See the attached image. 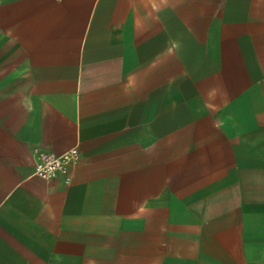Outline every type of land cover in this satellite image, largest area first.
Returning a JSON list of instances; mask_svg holds the SVG:
<instances>
[{"label": "crops", "instance_id": "0c3cea01", "mask_svg": "<svg viewBox=\"0 0 264 264\" xmlns=\"http://www.w3.org/2000/svg\"><path fill=\"white\" fill-rule=\"evenodd\" d=\"M0 264H264V0H0Z\"/></svg>", "mask_w": 264, "mask_h": 264}, {"label": "built area", "instance_id": "2783aa9c", "mask_svg": "<svg viewBox=\"0 0 264 264\" xmlns=\"http://www.w3.org/2000/svg\"><path fill=\"white\" fill-rule=\"evenodd\" d=\"M80 156L78 147H73L63 155H56L52 152L42 153L36 165V173L44 179H53L58 173L77 162Z\"/></svg>", "mask_w": 264, "mask_h": 264}]
</instances>
